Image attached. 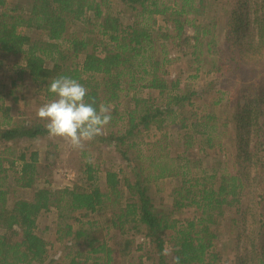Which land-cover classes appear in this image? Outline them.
Listing matches in <instances>:
<instances>
[{"label": "trees", "instance_id": "16d2710c", "mask_svg": "<svg viewBox=\"0 0 264 264\" xmlns=\"http://www.w3.org/2000/svg\"><path fill=\"white\" fill-rule=\"evenodd\" d=\"M111 1L0 0V55L14 58L17 79L30 78L43 102L55 98L48 90L52 79L78 80L88 89L86 102L94 100L97 110L111 106L110 123L90 144L111 147L127 163L102 169L84 150L77 181L59 189L40 186L39 164L54 163V150L43 157L32 145L19 152L16 145L49 136L47 121L14 113L0 91V264H65L67 257L69 264H145L144 256L151 264H173L176 256L180 264H221L224 223L228 241L231 235L236 240L235 263L264 264V0H113L122 11L112 9ZM226 5L231 10L220 15ZM212 7L213 18L199 23ZM121 12L132 21L124 23ZM157 16L171 27L155 30ZM188 26L191 37L185 35ZM169 42L187 48L197 71L214 56L209 71L249 76L240 108H218L222 93L203 102L202 92L173 77ZM141 90L158 96L139 95ZM230 116L237 121L235 171L231 156L222 154ZM153 130L159 133L155 139H141ZM50 146L56 155L58 144ZM162 179L174 182L168 207L150 193L151 184ZM31 192L32 198L24 195ZM188 208L197 211L192 218L176 217ZM53 211L60 220L57 241L85 248L67 249L57 261L37 231L40 216ZM102 211L108 212L105 225L93 233L68 221L81 224ZM136 234L145 241L134 248ZM112 238L117 245L110 244ZM145 242L152 249L137 263L122 261L144 250Z\"/></svg>", "mask_w": 264, "mask_h": 264}, {"label": "rangeland", "instance_id": "374dc122", "mask_svg": "<svg viewBox=\"0 0 264 264\" xmlns=\"http://www.w3.org/2000/svg\"><path fill=\"white\" fill-rule=\"evenodd\" d=\"M229 1V0H225ZM234 1V0H232ZM112 2V9L114 10H123V6L118 3ZM231 10L230 5H226V7H223L221 9L220 15L226 14L228 11ZM120 13V16L122 17V20L124 23L128 24L132 21L131 14ZM215 15L213 7L211 9L207 8L205 13L201 14L200 17H198L199 23H204L209 21L213 16ZM155 30H165L167 28L171 27V23L169 21H166L163 17L157 16ZM222 27V26H221ZM224 32V33H223ZM194 34V29L191 26H188L185 32V35L192 36ZM225 31L220 29V37H219V43L221 46L225 47ZM169 47V53L170 58L172 59V62L170 64V71L173 77L176 75H179L182 81V85L186 87H191L194 90L202 92L204 94V97L201 99L203 102H208L210 104L211 100L216 98L217 96L222 93L224 95V100L222 104H219L218 108H228L230 112H234L237 109H239L240 105H242L244 98L243 97V89H247V84L251 82V79L249 76H242L235 74L231 72L230 70H225L227 72H220V71H209L210 67L212 66V59L214 56H209L210 58L207 60V62H204L199 68V71H197L198 64L193 63L192 61V55H189L186 51V47L184 48H178L176 44H173L172 42L168 43ZM182 50V51H181ZM185 51V52H184ZM10 58V57H9ZM192 61V62H191ZM0 91L4 92L5 103H8L9 105L14 106V113L21 114L24 118H27L29 120H35L37 118L36 112L38 108L46 103L43 102L42 96L35 94V85L31 81L30 78L26 77L24 79H17V74L14 72V58H10L7 60V57H4L0 55ZM248 75V74H247ZM244 77V79H243ZM16 80V82L13 83V81ZM12 89L11 91H9ZM249 91V90H247ZM10 93V94H9ZM139 95L142 96H158V91L156 90H141ZM17 98V99H16ZM228 105V107H226ZM231 114V113H230ZM231 117V126L230 128V138H226V145L224 147L223 155L231 156L233 159L230 163V168L232 171H235L238 168V161H239V152H238V135H237V121L236 119ZM241 128L239 129L240 132H244L245 126L244 122H241ZM107 126L103 129L105 130ZM168 127L169 134L173 132V128ZM159 133L155 130L150 131L149 135L148 133H144L142 135L141 139L145 140H152L157 137ZM140 140V139H139ZM248 140L245 138L244 143H247ZM50 143L58 144L57 148V154L56 149L53 146H50ZM32 145L33 149H39L41 150V153L43 157L47 156V151L50 150L51 154L53 151V154L50 155L51 157H55L56 160L54 163H51L52 161L43 160L39 164L40 169V186H50L52 188H62L65 185H70L73 182L77 181L80 178V171L84 165L85 157L82 154V151L88 150V152L92 156V160L98 164L102 169L105 167H111L114 165L115 168H118L120 164L122 166L126 165L127 163L125 160H122L123 157L118 152L114 151L111 147H108L106 145H100V144H90L89 142L85 143L84 149L81 150H73L69 143L60 137H51L47 136L42 139H37L32 142L30 141H23L16 145V148L18 149L17 152H19L20 149H23L25 147H29ZM176 148V152L180 151L179 147L177 145L174 146ZM174 152V153H176ZM216 156V155H215ZM212 160V158H209ZM53 160V161H54ZM82 174V173H81ZM101 183H103L104 178V171L102 170L100 173ZM174 182H172L171 179H162L158 180L157 182H154L151 184L150 193L154 197L156 203L158 205L163 204L164 207H168L172 203V196L171 191L173 188ZM25 196H28L29 198L33 197V192L24 194ZM197 213L195 208H188L184 209L178 213H176V217L179 219H186V218H192ZM108 215L107 211L97 212V213H90L89 216L83 217V223L80 224V222L75 220H68L69 222H74L75 227L83 226L84 228L89 231V233H93L94 230H96V226H103L105 225V217ZM89 221V223L87 222ZM61 222H64L61 220ZM60 224L59 216L56 211L53 212H45L43 213L39 220H38V233L42 235L44 238H46L50 243V256L54 260H59L60 258L66 256V252L71 249H77L79 247L84 246H76L75 243L71 241H66L65 243L61 244L57 241V228ZM228 223H224V225L220 228V236L218 239V244L221 247V251L223 252V260L221 264H238L235 263V246H236V240L234 238V235H231L232 238L228 241V234H227V227ZM114 235V231L110 232V235L108 236L111 238V236ZM135 239V247L136 248L140 243H143L145 241L143 234H136L133 236ZM116 238V237H115ZM110 239L111 245H117L116 239ZM120 239V236H118V240ZM144 250L140 251H133L132 254L128 257H123V262L126 263L127 261H133L135 263L138 262L140 255H145V253H149L152 249V246H150L149 242H145ZM68 249V250H67ZM74 254V253H72ZM70 263V258H65V264ZM144 263L145 264H151L150 260L146 259V256H144Z\"/></svg>", "mask_w": 264, "mask_h": 264}, {"label": "clouds", "instance_id": "9594fccd", "mask_svg": "<svg viewBox=\"0 0 264 264\" xmlns=\"http://www.w3.org/2000/svg\"><path fill=\"white\" fill-rule=\"evenodd\" d=\"M48 90L55 98L41 105L36 115L47 121L46 130L51 137L66 140L73 150H83L85 143L103 133L111 121V106L95 101L86 102L88 89L78 80L68 76H59L51 80ZM164 255H169L165 249ZM173 264H180V257L173 259Z\"/></svg>", "mask_w": 264, "mask_h": 264}]
</instances>
